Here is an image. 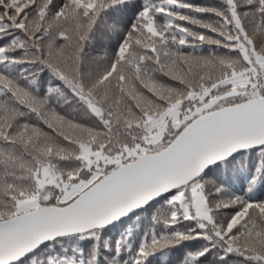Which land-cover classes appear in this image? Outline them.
<instances>
[{"label": "snow or ice", "instance_id": "snow-or-ice-1", "mask_svg": "<svg viewBox=\"0 0 264 264\" xmlns=\"http://www.w3.org/2000/svg\"><path fill=\"white\" fill-rule=\"evenodd\" d=\"M0 264H264V0H0Z\"/></svg>", "mask_w": 264, "mask_h": 264}]
</instances>
